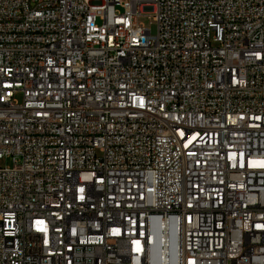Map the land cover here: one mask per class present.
<instances>
[{"label": "built area", "instance_id": "2783aa9c", "mask_svg": "<svg viewBox=\"0 0 264 264\" xmlns=\"http://www.w3.org/2000/svg\"><path fill=\"white\" fill-rule=\"evenodd\" d=\"M0 264H264V0H0Z\"/></svg>", "mask_w": 264, "mask_h": 264}, {"label": "rangeland", "instance_id": "374dc122", "mask_svg": "<svg viewBox=\"0 0 264 264\" xmlns=\"http://www.w3.org/2000/svg\"><path fill=\"white\" fill-rule=\"evenodd\" d=\"M142 25H144V27L146 28H150L152 30V33L155 34L157 32V27L155 24H152L151 21L148 18H143L141 20ZM19 100H21L20 97H18ZM3 166H8L11 165L10 161H6L2 163Z\"/></svg>", "mask_w": 264, "mask_h": 264}, {"label": "bare ground", "instance_id": "6f19581e", "mask_svg": "<svg viewBox=\"0 0 264 264\" xmlns=\"http://www.w3.org/2000/svg\"><path fill=\"white\" fill-rule=\"evenodd\" d=\"M113 222H121V215H113ZM130 248H122L120 250V258H129Z\"/></svg>", "mask_w": 264, "mask_h": 264}]
</instances>
